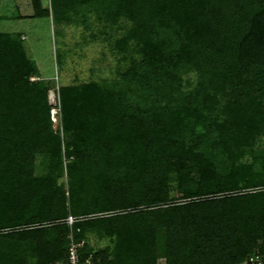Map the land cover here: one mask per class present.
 I'll return each instance as SVG.
<instances>
[{
	"label": "trees",
	"instance_id": "16d2710c",
	"mask_svg": "<svg viewBox=\"0 0 264 264\" xmlns=\"http://www.w3.org/2000/svg\"><path fill=\"white\" fill-rule=\"evenodd\" d=\"M30 1L54 24L91 15L115 66L58 86L54 130L49 85L0 32V264L66 263L70 241L88 264H241L260 248L264 0Z\"/></svg>",
	"mask_w": 264,
	"mask_h": 264
},
{
	"label": "rangeland",
	"instance_id": "374dc122",
	"mask_svg": "<svg viewBox=\"0 0 264 264\" xmlns=\"http://www.w3.org/2000/svg\"><path fill=\"white\" fill-rule=\"evenodd\" d=\"M44 7L49 8V0H42ZM30 0H0V32L20 34V39L26 53L31 58L39 71L40 79L49 85L48 103L57 113L51 117L54 130H60L58 113V86L61 84L86 81L91 78L100 79L110 74V69L115 66V56L111 52L108 42L99 38L90 37L94 27L98 26L90 19L91 29H84L80 25L54 24L51 16L34 18ZM93 27V28H92ZM61 43H66L64 49L70 52L64 59V69L57 70L55 66V50L60 51ZM31 78V79H38ZM238 104H245L246 100L235 96ZM264 142V136H263ZM73 166L71 159L63 161V181L65 173ZM94 244V242H93ZM158 264H163L160 259Z\"/></svg>",
	"mask_w": 264,
	"mask_h": 264
},
{
	"label": "built area",
	"instance_id": "2783aa9c",
	"mask_svg": "<svg viewBox=\"0 0 264 264\" xmlns=\"http://www.w3.org/2000/svg\"><path fill=\"white\" fill-rule=\"evenodd\" d=\"M51 117H54V115L57 113L55 109L50 110ZM74 221V218L69 216L66 219V223L68 225H71ZM78 247L79 245L74 243L73 241H70L68 246V252H67V262L62 263L58 262L56 264H88V260L84 263H81L78 257ZM241 264H264V242L260 246V248H257L253 254L249 255Z\"/></svg>",
	"mask_w": 264,
	"mask_h": 264
}]
</instances>
